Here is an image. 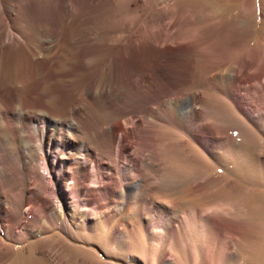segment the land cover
I'll use <instances>...</instances> for the list:
<instances>
[{"label":"bare ground","instance_id":"bare-ground-1","mask_svg":"<svg viewBox=\"0 0 264 264\" xmlns=\"http://www.w3.org/2000/svg\"><path fill=\"white\" fill-rule=\"evenodd\" d=\"M162 4L164 11L143 21L146 31L132 36L133 50L118 53L101 51L69 30L75 18L92 13L88 1L79 6L66 0L57 13L56 0H0V264H46L38 256L26 257V250L16 246L56 226L65 234L75 222L86 232L95 223L128 233L132 225L124 213L129 205L156 203L181 178L175 173L168 181H153L159 172L157 162L169 149L157 139L155 120L161 118L184 137L190 135L198 150L214 149L215 107L207 109L211 131L207 143L198 132L202 97L177 64L193 62L204 39L210 42L200 53L210 62L222 60L218 49L229 46L237 33L245 41L246 31L237 27L241 18L188 27L184 23L191 17L181 0ZM258 34L254 23L252 37ZM149 48L155 64L133 71L129 83L136 101L129 104L128 83L120 82L115 61L120 56L146 60ZM256 52L264 59V22ZM229 69L239 77L232 64ZM89 74L84 82L78 79ZM159 84H169L172 90L137 101L138 94ZM69 97L68 107L53 104L66 105ZM115 102L124 110L104 114ZM128 126L132 133L125 132ZM130 149L133 153L127 156ZM250 171L244 174L252 175ZM179 204L181 211H188L187 202ZM215 212L208 217L210 222L223 211ZM184 222L179 218L172 224L181 227Z\"/></svg>","mask_w":264,"mask_h":264},{"label":"rangeland","instance_id":"rangeland-1","mask_svg":"<svg viewBox=\"0 0 264 264\" xmlns=\"http://www.w3.org/2000/svg\"><path fill=\"white\" fill-rule=\"evenodd\" d=\"M56 1L60 13L66 0ZM87 1L93 7L92 13L86 18H75L69 30L107 52L132 51V36L148 27H144L143 21L152 20L158 11L165 9L162 0H73L79 6ZM181 1L184 11L188 10L185 14L191 17L184 23L188 27L241 18L236 26L246 31L245 41H240L237 33L229 46L218 49L222 50L219 56L224 57L225 64L222 60L210 62L200 53L209 39L196 47L193 62L172 63L181 68L188 82L196 83L193 91L202 97L199 107L203 112L198 132L207 143L211 138L207 109L215 107L214 149L198 150L190 135L184 137L161 118L155 120L157 139L166 142L169 149L160 156L159 172L152 176L153 181H168L171 174L180 173L176 188L159 195L156 203L147 200L143 205H129L124 213V220L132 225L128 233H117L111 227L95 223L86 232L75 222L65 234L56 226L16 246L18 250H26V257L38 256L46 264H264V59L254 53L262 32L264 6L260 0H247L248 6L246 0ZM254 23L259 34L252 37ZM146 51H150L148 60L120 56L115 61L120 82L125 86L128 83L129 104L136 101L129 83L133 71L155 64L154 51L150 48ZM15 62L18 66L19 61L14 60V65ZM231 64L240 78L230 71ZM90 75L78 79L84 82ZM170 90L169 84H159L144 95L138 94L137 101L153 99ZM70 98L67 106L57 101L53 104L68 107ZM121 106L118 102L111 103L104 114L120 112L124 110ZM125 130L132 133L133 127ZM132 153L130 149L126 155ZM245 170H251L252 175L244 174ZM181 201L187 202L184 209L188 211L177 207ZM215 211L223 212H219L221 217L217 216L213 224L208 217L216 215ZM179 218L185 221L181 227L172 224Z\"/></svg>","mask_w":264,"mask_h":264}]
</instances>
